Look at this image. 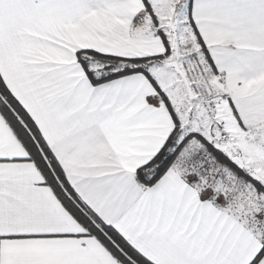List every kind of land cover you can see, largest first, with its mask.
<instances>
[{"label": "snow or ice", "instance_id": "obj_1", "mask_svg": "<svg viewBox=\"0 0 264 264\" xmlns=\"http://www.w3.org/2000/svg\"><path fill=\"white\" fill-rule=\"evenodd\" d=\"M0 264H264V0H0Z\"/></svg>", "mask_w": 264, "mask_h": 264}]
</instances>
